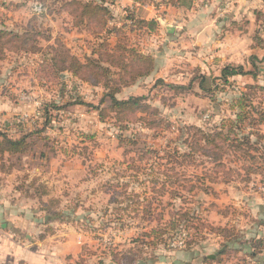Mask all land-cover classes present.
I'll list each match as a JSON object with an SVG mask.
<instances>
[{"label":"rangeland","instance_id":"obj_1","mask_svg":"<svg viewBox=\"0 0 264 264\" xmlns=\"http://www.w3.org/2000/svg\"><path fill=\"white\" fill-rule=\"evenodd\" d=\"M71 1L0 0L19 35L0 40V133L30 134L0 160L32 221L20 239L52 264H264V0ZM104 2V24L79 19ZM117 45L154 71L123 84L99 57ZM54 48L111 72L74 76ZM226 65L252 74L224 82ZM114 89L148 110L117 112Z\"/></svg>","mask_w":264,"mask_h":264},{"label":"trees","instance_id":"obj_2","mask_svg":"<svg viewBox=\"0 0 264 264\" xmlns=\"http://www.w3.org/2000/svg\"><path fill=\"white\" fill-rule=\"evenodd\" d=\"M79 1H71V3L78 4ZM104 2L103 5H98L95 3H85L84 5H81V11L79 19H83L88 24V20H95L96 18H100L102 23H105V18H108L110 15V11L107 7L108 3ZM141 22H143L145 19H140ZM107 28L103 27V30ZM115 29L112 27V30ZM118 31L119 29H115ZM6 40L3 41V44H6L8 42H12L16 39H18L19 35H14L13 33L9 31H2L0 30V40L2 37H7ZM28 40V37H24L22 39L23 43H26ZM101 47H104L101 45ZM117 48L119 50L118 55H115L114 50L113 53H108L105 51L99 52V57L102 58L103 61H106L109 63L110 66L116 67L118 69V72L122 75H127L129 77L130 81L123 80V84H130L133 83L137 78L139 77H146L149 76L155 68V59L150 54H145L140 52L138 49L134 47L129 46H123V45H117ZM105 55L106 57L104 58ZM60 57L62 63H66L62 65L63 70H67L71 72L74 76H79L81 78H85L88 80V77H82L80 74L86 70H90L92 74H100L102 73H109L111 72L109 68L103 67L102 65H99L97 62H93L90 58H87L85 61H80L73 55H69L66 51L60 48H54V55L51 57V61L53 64L57 63V57ZM251 73L250 71H245L242 66H235V65H226L221 69L220 73V79H222L224 82L228 80V77L234 76V75H241ZM201 81L206 79V77L201 76ZM264 89V87H262ZM120 89V88H119ZM110 91L107 95L110 97V105L114 107V109H117V112H124L128 110L130 113L133 112H146L149 108V105L141 103L143 101V96H133L128 99H122L119 100L115 97L113 94L115 90ZM241 113H238L237 118H241ZM227 123H234L232 119H225L224 120ZM30 134H24L19 138H11L7 136L5 133H0V160L3 159V157L10 154H15L19 152H23L26 150L28 146V137Z\"/></svg>","mask_w":264,"mask_h":264},{"label":"crops","instance_id":"obj_3","mask_svg":"<svg viewBox=\"0 0 264 264\" xmlns=\"http://www.w3.org/2000/svg\"><path fill=\"white\" fill-rule=\"evenodd\" d=\"M121 4L137 7L138 2L123 0ZM156 20L164 21L162 16H157ZM165 26L167 28L169 25ZM21 185L22 183L19 185L16 179L0 173V264H49L50 262L52 264L55 259L42 250L37 253L31 252L29 248L31 233H24L25 238L20 239V233L24 232V228L27 230L32 222L27 218L26 211L16 209V207H24L22 190L19 188Z\"/></svg>","mask_w":264,"mask_h":264},{"label":"built area","instance_id":"obj_4","mask_svg":"<svg viewBox=\"0 0 264 264\" xmlns=\"http://www.w3.org/2000/svg\"><path fill=\"white\" fill-rule=\"evenodd\" d=\"M117 1H122V0H117Z\"/></svg>","mask_w":264,"mask_h":264}]
</instances>
